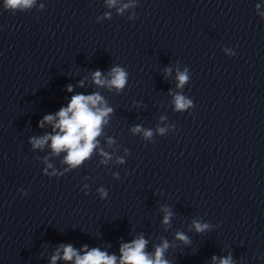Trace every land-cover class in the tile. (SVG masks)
<instances>
[{"label":"clouds","instance_id":"obj_1","mask_svg":"<svg viewBox=\"0 0 264 264\" xmlns=\"http://www.w3.org/2000/svg\"><path fill=\"white\" fill-rule=\"evenodd\" d=\"M109 8L116 7L118 0H105ZM36 6V0H3V10L15 14L16 12H28ZM44 8V4L39 6ZM136 4L134 0H129L128 3H124L121 7H116L118 15H123L129 8H135ZM259 8V4L256 5ZM264 17V13H260ZM105 18L111 17L110 13L104 14ZM135 15L130 16V20H135ZM99 17L97 20L99 21ZM224 52L227 55L235 56L236 53L229 48H225ZM171 68H166V76L171 74ZM191 73L189 68L185 67L183 71L177 69L176 80L177 89H183L186 84L189 83ZM129 73L126 68L115 65L105 75L100 70H96L91 74V81L97 88H107L109 91L115 90L118 94L124 90L128 85ZM79 87L84 86V81L81 80L78 84ZM67 91L72 92L73 86L67 85ZM169 94L172 95L171 90ZM172 103L174 105V111L178 113L189 112V109L194 107V102L189 97L180 94L179 92L173 96ZM113 113V108L108 105L107 100L100 94V92H93L89 95L77 93L71 96L66 107H61L55 114H47L39 121L38 127L44 128L46 125L51 126L52 131L42 136L30 137L28 143L31 145L32 150L40 149L41 151L47 145L51 149V156H60L64 154L62 164L68 167L59 173L70 172L74 169L81 167L86 161H88L94 154V151L98 152L102 157L101 164H108L112 159V155L105 151L100 145L98 137L103 135L104 126L109 123L110 115ZM167 117L161 116L160 120L164 121ZM175 125H168L167 127L156 128V133L164 136L169 128H174ZM133 135H142L145 140L150 141L154 135L152 129H145L140 125H136L131 128ZM107 143L109 146L115 143V140L111 137L108 138ZM129 153L128 149H125V154ZM49 157L43 158V163L46 165L44 172L46 175L57 176V170L53 168V165L48 162ZM116 162L118 164L125 163L124 157H117ZM48 169H53L49 174ZM114 179H120L118 172L113 173ZM90 185L84 184L81 191L85 195L89 194L88 189ZM101 200L107 199L109 193L104 187L96 189ZM22 195H27L23 192ZM161 211L164 212L162 224L170 226L173 213L167 207H162ZM193 227L197 233H203L209 230L210 225L207 223H200L199 221H193ZM176 238L183 243L187 244L189 239L182 232L176 233ZM149 241L144 238L143 234H140L132 240L130 243H122L120 245V256L109 255L106 251H101L98 247L89 249L87 245H84L81 250H77L72 244H62L51 257V264H56L57 260H64L66 262H73V264H170L169 260L165 258V253L169 248V242L162 240L159 245L155 247L154 253L148 252L147 245ZM81 252L83 254H81ZM62 253V255H61ZM235 264L232 254L229 253L225 257L218 258L212 256L213 264Z\"/></svg>","mask_w":264,"mask_h":264}]
</instances>
